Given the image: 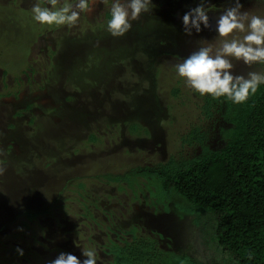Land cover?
Masks as SVG:
<instances>
[{
	"label": "rangeland",
	"instance_id": "1",
	"mask_svg": "<svg viewBox=\"0 0 264 264\" xmlns=\"http://www.w3.org/2000/svg\"><path fill=\"white\" fill-rule=\"evenodd\" d=\"M34 2L0 0V240L6 259L0 260L27 264L17 246L49 259L62 246L80 257L73 227L85 233L78 214L88 210L102 223L111 211L121 228L138 227L161 252L195 256L191 217L160 201L148 178L134 175L130 184L113 178L223 145L221 129L228 124L206 117L202 107L209 96L187 88L173 65L201 38L214 39L215 19L230 0H208L210 28L201 26L192 36L184 34L181 17L199 0H152L150 11L117 38L106 31L110 0H92L91 12L73 27L38 25L30 11ZM241 4L242 11L264 15V0ZM233 63L235 74L261 70ZM191 125L206 133L204 145L180 140ZM92 194L95 204L85 210L76 205L65 220L43 214L56 200L85 203L82 198ZM30 212L38 213L36 220L13 230ZM39 224L48 231L39 232ZM33 231L35 239L28 238ZM97 234L100 242L104 234Z\"/></svg>",
	"mask_w": 264,
	"mask_h": 264
},
{
	"label": "trees",
	"instance_id": "2",
	"mask_svg": "<svg viewBox=\"0 0 264 264\" xmlns=\"http://www.w3.org/2000/svg\"><path fill=\"white\" fill-rule=\"evenodd\" d=\"M172 92L177 94L178 89L173 88ZM202 108L206 117L214 116L228 124L221 129L223 145L215 149L203 147L186 158L170 156L157 168L144 166L113 178L129 184L134 175L148 178V185L156 189L160 201L169 200L179 213L191 217L196 255L161 252L138 227L121 228L111 211L104 213L107 221L102 223L88 209L78 214L86 223L85 233L73 227L82 249L95 248L100 258L104 257V264H264V85L244 104L208 97ZM205 134L198 125H191L180 140L191 147L202 146ZM96 139L94 134L88 137L90 143ZM94 197L95 194L87 200L81 197L85 203L70 197L56 200L43 214L65 220L77 206L85 210L95 204ZM38 216L36 212L27 213L29 221L16 222L12 229L27 227V222ZM40 225L39 232L48 231V227ZM98 229L104 234L100 242ZM35 231L28 238L35 239ZM61 247L55 250L63 251ZM2 250L4 244L0 240V259L4 261ZM33 252H24L22 258L27 264H46L50 260L49 255ZM2 261L0 264H5Z\"/></svg>",
	"mask_w": 264,
	"mask_h": 264
},
{
	"label": "clouds",
	"instance_id": "3",
	"mask_svg": "<svg viewBox=\"0 0 264 264\" xmlns=\"http://www.w3.org/2000/svg\"><path fill=\"white\" fill-rule=\"evenodd\" d=\"M103 2V0H101ZM92 0H35L30 9L32 19L40 26L73 27L81 14L91 12ZM59 5V6H58ZM215 19V37L209 41L201 38L198 47L188 56L173 65L175 73L182 78L187 88L199 96L213 100L223 98L240 105L248 101L261 85H264V15L242 11L241 0H230ZM152 0H110L106 31L114 38L122 37L132 28L142 14L150 11ZM212 10L208 0H199L181 17L185 35L192 36L210 28L208 13ZM233 61L245 67L253 66L260 71L235 74ZM5 169L0 167V175ZM17 231H23L18 228ZM17 256L23 257V248H15ZM100 256L93 247L80 249V257L60 251L46 264H98Z\"/></svg>",
	"mask_w": 264,
	"mask_h": 264
}]
</instances>
